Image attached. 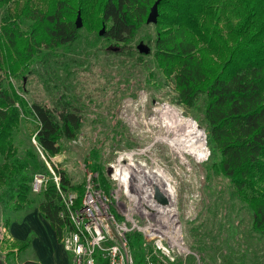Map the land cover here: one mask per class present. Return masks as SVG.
<instances>
[{
  "label": "rangeland",
  "instance_id": "1",
  "mask_svg": "<svg viewBox=\"0 0 264 264\" xmlns=\"http://www.w3.org/2000/svg\"><path fill=\"white\" fill-rule=\"evenodd\" d=\"M8 11H13L11 3L0 7V20ZM101 28L97 32L82 28L73 43L54 50L42 48L27 69L13 76L8 73L6 78L0 71V79L4 84L10 83L27 105H66L82 120L74 137H62L61 150L49 156L34 139L36 122L19 109L13 142L18 159L26 162L25 173L32 179L44 174L46 183L53 180L57 186L62 172L70 185H82L84 194L91 187L106 197L109 211L121 220L130 205L134 219H139L140 211L147 208L160 222L165 242L173 247V264H264V234L252 230L251 213L229 179L208 166L203 97L193 107L183 105L174 80L166 78L157 66L152 55L154 24L145 23L127 44L106 40L98 33ZM140 45L147 49L146 53L138 50ZM154 112L160 114L161 120L169 118L167 127L174 131L169 139L179 142L185 154L181 158L176 154L178 162L160 148L156 152L150 149L153 140L143 141L145 136L154 135L153 130L141 129L143 126L138 127L136 121L145 122ZM146 147L151 152L142 155ZM154 158L156 162L152 161ZM147 161L152 164L150 169ZM178 163H185L184 169L177 167ZM138 164L141 167L136 174L146 172L147 179L154 171L171 195H163L149 184L143 186V179L132 171ZM179 175L184 176L180 182ZM147 188L149 191H144ZM59 190L58 186L60 195ZM153 191L154 195H150ZM156 191L163 201L157 199ZM168 197L172 200L169 205ZM6 199L0 190V264H21L36 258L32 234L46 246H53L61 264H71V254L45 227L38 211L41 195L30 191V201L21 211L11 209ZM21 233H26L25 237ZM26 238L30 239L27 249L9 248L15 239Z\"/></svg>",
  "mask_w": 264,
  "mask_h": 264
},
{
  "label": "trees",
  "instance_id": "2",
  "mask_svg": "<svg viewBox=\"0 0 264 264\" xmlns=\"http://www.w3.org/2000/svg\"><path fill=\"white\" fill-rule=\"evenodd\" d=\"M155 1L152 55L157 66L174 80L183 105L193 107L203 97L208 166L229 179L251 213L252 230L264 234V0H0V7L13 5L0 20V71L7 78L27 69L42 48L71 44L82 28L97 32L104 25L106 40L127 44L146 23ZM78 11L81 28L75 23ZM19 109L36 122L34 139L49 156L61 150L62 137H74L82 122L66 105H27L0 79V190L14 211L26 208L32 191V177L13 142ZM58 186L76 192L74 209L81 205L82 185H70L60 172ZM38 193V211L61 242L71 223L56 182L47 181ZM133 237L138 244L140 236ZM10 245L12 251H23L30 239ZM99 264L105 263L99 259Z\"/></svg>",
  "mask_w": 264,
  "mask_h": 264
},
{
  "label": "built area",
  "instance_id": "3",
  "mask_svg": "<svg viewBox=\"0 0 264 264\" xmlns=\"http://www.w3.org/2000/svg\"><path fill=\"white\" fill-rule=\"evenodd\" d=\"M45 185L44 174L34 175L33 192H40ZM59 192L71 223L61 239L64 250L71 254V264H99V259L105 264L175 262L173 247L165 242L160 222L147 208L140 211L139 219H134L130 205L125 219L121 220L109 211L106 197L91 187L86 189L81 205L75 209L76 194ZM134 233L140 236L138 244Z\"/></svg>",
  "mask_w": 264,
  "mask_h": 264
},
{
  "label": "bare ground",
  "instance_id": "4",
  "mask_svg": "<svg viewBox=\"0 0 264 264\" xmlns=\"http://www.w3.org/2000/svg\"><path fill=\"white\" fill-rule=\"evenodd\" d=\"M156 116H155V115ZM158 115H160L159 113H153L151 116L152 117H150V119L148 120H146L145 122L142 120H139V119H137V121H136V124L138 125V127H140V126H143V127H141V129L142 128H145V127H150L152 130H153V133H154V135L153 136H151L150 138H149V136L148 137H146L145 136V138L146 139H143V141L145 142V143H147L148 141L150 142V140H153L152 142V145L150 146V149H152V150H157V148H160V150L161 151H163V152H165V153H169V155L171 156V158H172V161H174V162H178V159H177V157H176V154H178L179 155V157L181 158V157H184L185 156V154L183 153V151L181 150V144L178 142H176V140L175 139H169V137L170 136H172L173 135V133H174V131H172V130H169L168 129V127H167V124L169 123V118H166V120H164V119H160L159 118V116ZM136 120V119H135ZM135 124V125H136ZM166 127V128H165ZM151 138H153V139H151ZM160 139H166L165 141H161ZM179 139H182V135H181V137L179 138ZM148 142V143H149ZM164 144H167V150H166V148H165V145ZM145 146H146V144H145ZM143 147V146H142ZM149 147V146H148ZM147 148V147H146ZM149 148H147V149H144L143 151H142V155H145V153H150L151 151L150 150H148ZM150 151V152H149ZM156 152V151H155ZM166 155V154H165ZM181 155V156H180ZM156 157V156H155ZM162 157V156H161ZM163 160V159H162ZM152 161L153 162H156L155 161V158L154 159H152ZM147 166H148V168L150 169L151 167H152V164H151V162L150 161H147V164H146ZM150 166V167H149ZM140 165L138 164L137 166H136V169H133L132 171H133V175L134 176H137V177H141V179H143L142 180V183H143V186H145L146 184H149V186H153L154 187V190L155 189H160L161 190V192H162V194L163 195H166L167 193L168 194H170L171 195V191H169V192H167V190H165V188L162 186V180L160 181L159 180V178H157V177H155L154 175H156L155 174V172L154 171H151V172H153V174H151V176H149V175H147V179H146V175H145V173L143 174L142 172H140V175L139 174H136V172H137V169H140ZM177 167H179L180 169H184V167H185V163H178V166ZM179 169V170H180ZM148 173V172H147ZM149 173H150V171H149ZM184 173V171H181V174H183ZM139 175V176H138ZM184 176L182 175V176H178V178H179V182H180V180H182V178H183ZM186 178V177H185ZM164 179V178H163ZM181 185V184H180ZM146 186H148V185H146ZM145 186V187H146ZM144 191H149V189L147 188V189H145ZM158 191V190H157ZM177 191H178V188H177ZM176 191V192H177ZM154 195V191H153V193L152 192H150L149 194L148 193H146V192H143V195ZM167 196V195H166ZM166 200H167V205H169V204H171L172 203V200H171V198L170 197H168V198H166ZM189 201V200H188ZM158 206V205H157ZM162 206V205H161ZM164 207V206H163Z\"/></svg>",
  "mask_w": 264,
  "mask_h": 264
},
{
  "label": "crops",
  "instance_id": "5",
  "mask_svg": "<svg viewBox=\"0 0 264 264\" xmlns=\"http://www.w3.org/2000/svg\"><path fill=\"white\" fill-rule=\"evenodd\" d=\"M43 220L45 221V227L48 230H50L49 232L55 237V232H54V230H51L52 228H51L50 224L44 218H43ZM49 228H51V229H49ZM24 229L26 232L27 227ZM21 235H22V237H25L26 233H23V234L21 233ZM33 237H34L33 244L37 250L38 256L36 258L27 259V260L38 261L41 264H61L59 258L57 257L58 255L52 251L53 246L48 247L43 242L41 243L39 238H37L35 234H33ZM40 243H41V245L38 246V244H40Z\"/></svg>",
  "mask_w": 264,
  "mask_h": 264
},
{
  "label": "water",
  "instance_id": "6",
  "mask_svg": "<svg viewBox=\"0 0 264 264\" xmlns=\"http://www.w3.org/2000/svg\"><path fill=\"white\" fill-rule=\"evenodd\" d=\"M157 6H158V1H155L153 3V5L151 6L150 11H149V13L147 15L146 24H148V23L155 24L156 23L157 17H158V7ZM75 23H76V27L77 28H81L82 27V21H81V17H80V12L79 11L77 13ZM104 31H105V26L103 25L101 30L98 32L99 35H103ZM138 50L140 52H142V53H146L147 52V49H145L144 46H142V45L138 46ZM156 197H157L158 200L163 201L162 200L163 197L157 191H156Z\"/></svg>",
  "mask_w": 264,
  "mask_h": 264
}]
</instances>
